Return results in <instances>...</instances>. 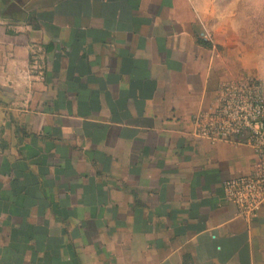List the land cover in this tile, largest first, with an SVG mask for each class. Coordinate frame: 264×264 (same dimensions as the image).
<instances>
[{
  "label": "crops",
  "instance_id": "crops-1",
  "mask_svg": "<svg viewBox=\"0 0 264 264\" xmlns=\"http://www.w3.org/2000/svg\"><path fill=\"white\" fill-rule=\"evenodd\" d=\"M33 17H0V116L21 139L0 145V264H264V205L246 220L222 193L251 148L191 134L221 81L261 73L264 0H40ZM32 44L69 50L51 65L68 98L44 89V54L15 114Z\"/></svg>",
  "mask_w": 264,
  "mask_h": 264
},
{
  "label": "built area",
  "instance_id": "built-area-1",
  "mask_svg": "<svg viewBox=\"0 0 264 264\" xmlns=\"http://www.w3.org/2000/svg\"><path fill=\"white\" fill-rule=\"evenodd\" d=\"M191 134L211 143L246 144L254 162L248 174L225 180L224 199L251 220L264 205V83L251 74L225 79L216 99L193 118Z\"/></svg>",
  "mask_w": 264,
  "mask_h": 264
},
{
  "label": "rangeland",
  "instance_id": "rangeland-1",
  "mask_svg": "<svg viewBox=\"0 0 264 264\" xmlns=\"http://www.w3.org/2000/svg\"><path fill=\"white\" fill-rule=\"evenodd\" d=\"M40 6V0H0V17L5 18L6 21H14V20H18L19 21H23V22H31L34 21L32 20L35 15V11L38 10ZM15 30L18 31V28H14ZM253 43L256 44L258 46V43L261 46V56H262V67L259 74H256V76H259L260 79L262 80V82L264 81V39H261L259 37H253L252 39ZM259 47V46H258ZM29 49V54H30V62L29 64H27V69L23 72H20L19 77L14 81V82H18L16 84H13L12 87H10V89L12 90V95L11 97H6V99L9 101L10 98L17 100L14 101V105L11 101L10 106L13 108L12 112H14L15 114H20L21 110H31L33 108H36L34 105V100L25 103V102H20L18 100H20L19 98L21 96H24V93L26 89L30 88L29 86H33L31 85L34 81H38V79L43 75V63L41 62L43 60V56L46 55V73L45 75H43V83H44V89L45 90H52V89H58L59 92L58 93H63L65 95V99L68 98V94H67V84H64L65 86L63 88H65L64 90H60L59 88L61 87H57V84L54 85L53 83V76H51V65L53 63V61H59V54L62 55V58L65 56H69L71 55L70 53H68V51H64L61 50L63 52L57 53L55 55H52L51 52H42V48L36 46L35 44L29 45V47H27ZM62 49V48H60ZM45 54V55H44ZM18 74V73H17ZM42 74V75H41ZM53 77V78H52ZM26 80V81H25ZM32 82V83H31ZM42 82V81H40ZM63 86V85H62ZM29 91V90H28ZM9 93L10 90L8 91ZM52 92V91H51ZM15 93V95H14ZM84 95H90V93H88L87 91H84L83 93ZM28 96V95H27ZM48 95L45 94V97H47ZM53 96H48V98H52ZM59 98V97H58ZM46 100H48L47 98H45ZM55 100H50V103H47V110L49 112L47 113H57L59 111V113H61L60 111H62L64 108H62L60 105H65V103L67 104V101H63V102H57L58 103V107L55 106ZM3 102V101H2ZM10 102V101H9ZM22 104V105H21ZM60 104V105H59ZM2 106V104H0ZM61 108H60V107ZM34 111V109H33ZM64 111V110H63ZM24 113L23 117H21V115L17 116L19 117V119H24L28 122H30V124L34 127H36L38 124H44V123H50L52 120V117H46V116H41V117H37L38 115H34L33 113H31V111L29 112H22ZM4 115L0 116V122L3 123L4 127H5V131L1 132L0 134V145L4 144V146H8L9 148L12 147H17L20 145V136L15 135L13 132H11L12 126H11V122L8 119V113L7 111H5V113H3ZM8 120V121H7ZM4 130V129H3ZM58 130V129H56ZM56 135V134H55ZM19 148V147H18ZM9 149L2 151V149H0V160L3 156L8 155V153H6ZM10 151V150H9ZM63 163V160L61 161ZM60 162V163H61ZM17 166V165H16ZM60 169H63V165L60 166ZM19 167L17 166V169ZM2 170L1 167V163H0V171ZM19 171V170H18Z\"/></svg>",
  "mask_w": 264,
  "mask_h": 264
},
{
  "label": "trees",
  "instance_id": "trees-1",
  "mask_svg": "<svg viewBox=\"0 0 264 264\" xmlns=\"http://www.w3.org/2000/svg\"><path fill=\"white\" fill-rule=\"evenodd\" d=\"M16 132H19V130H21L22 131V133H23V135L24 136H26V135H30V134H32V133H27L26 131H25V128L23 127H19V125H16ZM33 135V134H32Z\"/></svg>",
  "mask_w": 264,
  "mask_h": 264
}]
</instances>
